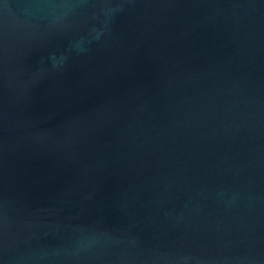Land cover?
<instances>
[{
  "label": "water",
  "instance_id": "water-1",
  "mask_svg": "<svg viewBox=\"0 0 264 264\" xmlns=\"http://www.w3.org/2000/svg\"><path fill=\"white\" fill-rule=\"evenodd\" d=\"M0 264H264V0H0Z\"/></svg>",
  "mask_w": 264,
  "mask_h": 264
}]
</instances>
